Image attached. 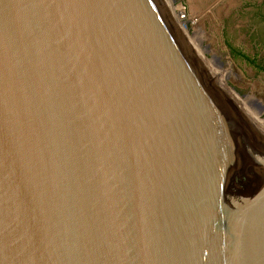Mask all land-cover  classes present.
I'll return each instance as SVG.
<instances>
[{
  "label": "water",
  "instance_id": "95a60500",
  "mask_svg": "<svg viewBox=\"0 0 264 264\" xmlns=\"http://www.w3.org/2000/svg\"><path fill=\"white\" fill-rule=\"evenodd\" d=\"M0 264H264V132L159 0H0Z\"/></svg>",
  "mask_w": 264,
  "mask_h": 264
},
{
  "label": "rangeland",
  "instance_id": "374dc122",
  "mask_svg": "<svg viewBox=\"0 0 264 264\" xmlns=\"http://www.w3.org/2000/svg\"><path fill=\"white\" fill-rule=\"evenodd\" d=\"M212 95L264 132V0H159Z\"/></svg>",
  "mask_w": 264,
  "mask_h": 264
}]
</instances>
